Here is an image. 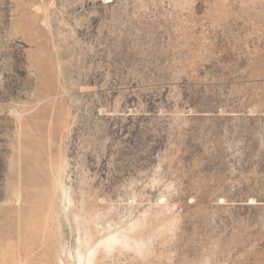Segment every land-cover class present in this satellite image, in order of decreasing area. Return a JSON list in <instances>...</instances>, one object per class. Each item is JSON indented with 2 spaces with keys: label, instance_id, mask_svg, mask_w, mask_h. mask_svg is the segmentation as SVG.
Masks as SVG:
<instances>
[{
  "label": "rangeland",
  "instance_id": "374dc122",
  "mask_svg": "<svg viewBox=\"0 0 264 264\" xmlns=\"http://www.w3.org/2000/svg\"><path fill=\"white\" fill-rule=\"evenodd\" d=\"M0 264H264V0H0Z\"/></svg>",
  "mask_w": 264,
  "mask_h": 264
}]
</instances>
